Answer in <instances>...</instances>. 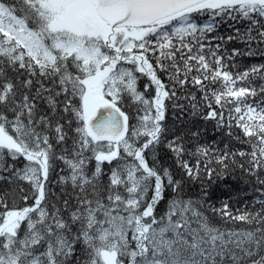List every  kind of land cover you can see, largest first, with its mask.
Listing matches in <instances>:
<instances>
[{"label":"snow or ice","instance_id":"obj_1","mask_svg":"<svg viewBox=\"0 0 264 264\" xmlns=\"http://www.w3.org/2000/svg\"><path fill=\"white\" fill-rule=\"evenodd\" d=\"M255 57L264 0H0V264H264Z\"/></svg>","mask_w":264,"mask_h":264},{"label":"trees","instance_id":"obj_2","mask_svg":"<svg viewBox=\"0 0 264 264\" xmlns=\"http://www.w3.org/2000/svg\"><path fill=\"white\" fill-rule=\"evenodd\" d=\"M203 20L204 18L202 17L200 22L203 23ZM226 31H231L230 29H227L226 26L222 27L220 29V32L223 34L225 33ZM245 64H251V63H264V60H261L259 57H255V58H249L247 60L244 61ZM209 127V142H211V138H212V133H211V125L208 126ZM239 147V146H238ZM241 189L244 188L245 186L244 185H240L239 186ZM249 192L251 191V189L249 188L248 189ZM219 194V193H218ZM241 198L242 200L246 201L248 198L247 197H244L243 196V193L241 192ZM234 203V201H233ZM237 207H243V203L239 204V205H236Z\"/></svg>","mask_w":264,"mask_h":264}]
</instances>
